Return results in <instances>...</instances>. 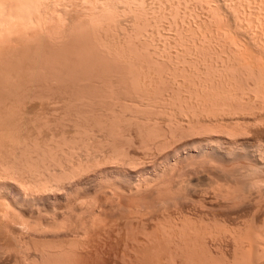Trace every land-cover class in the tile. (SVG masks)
<instances>
[{
  "label": "rangeland",
  "instance_id": "rangeland-1",
  "mask_svg": "<svg viewBox=\"0 0 264 264\" xmlns=\"http://www.w3.org/2000/svg\"><path fill=\"white\" fill-rule=\"evenodd\" d=\"M113 2L116 3H112L111 10H115L114 12L112 10L115 14H111L112 21L104 20L106 23L103 20L98 22L101 17L97 18L98 21H94L95 17L93 20L88 15L91 11L87 13L85 9L83 11L75 6L74 9L64 8L63 3L58 2V9L61 5L59 10H66L56 13L62 16L60 22L56 21L58 26H55L53 31L46 29V32L42 28L38 34L36 41L40 39V44L37 41L40 60L37 64L40 65H37L36 78L25 73L19 105L17 102L12 107L10 105V108L14 115L17 114L14 116L13 130H16L14 134L16 133L19 146L36 147L35 156L39 158L37 160L40 163V171L37 173V182L32 176L29 177L30 174L16 175L17 173L13 171L0 175V194H3L0 198L9 206H11L10 202H19L18 210L21 208L19 212L20 216L22 215L21 218L14 215L16 221L14 216L11 217L14 220L10 218L0 220V244H2L0 246L3 247L0 249L4 251L1 250L0 264H41L42 260L38 259V256L44 251L51 253L52 259L56 261L63 256L67 264H264L262 183L254 186L257 189L250 185L252 179L246 175L247 168L241 166L247 163L246 160L237 161L235 158L236 161H232L233 158L222 157L219 158L221 161H217L216 155L211 152L214 147L211 145L207 156L202 153L206 143L212 140L213 144L216 139L221 142L219 146L215 144L216 150H223L219 152L220 154L228 150L240 152L241 148L253 151L264 145V122L259 123L257 120L255 122V117L261 118L264 113L251 104L249 99L255 94L251 92L249 98L245 95L248 100H245V97L243 101H250L248 103L251 104L250 107H245V112L236 109L234 104L235 110L233 106L232 109L236 111L235 113L227 105L223 108L225 111H221L223 106L217 107L218 105L214 104L215 98H211L215 92L221 93L222 88L229 97L234 92L230 97L233 98L232 100L239 99L238 94L241 97V90H238L240 87L235 82H227V85L222 83L223 78H219L222 72L219 71H221L220 67L223 71L224 67L236 64L235 58L242 53L243 48L250 51L248 54V51L246 50L245 53L244 50L245 54L253 59L258 58L257 62L262 61L259 63L264 66V0H115ZM87 6L90 7V4ZM90 19L95 23H90ZM230 51L235 55L229 53ZM97 54L102 55L104 59L97 58ZM112 56L117 57L114 60ZM139 56L148 57V60ZM68 57L72 61L77 60L75 62L82 64L80 66H86V62L91 61L88 58L93 57L92 60L96 65L100 60L98 68L99 66L103 68L104 64L108 67L106 64L110 62L111 64L115 62V65L118 62L123 64L129 59L124 62L123 67L137 78L132 77L128 71L124 73L122 69L116 74H113L115 70L108 73L112 69L105 70V66L103 69L106 73L103 69H100V72H104L106 77L98 73L96 76L91 74L92 76L89 75L88 78L82 73V75L76 73L79 75L76 77L74 71L72 74L67 71L72 64V61L68 64ZM110 58L113 60L111 61ZM202 59L207 62H201ZM130 60L134 63L131 64ZM165 63L169 65V69ZM140 64L146 65L141 67ZM165 66L168 71L170 70L169 72ZM176 66L179 69L176 70ZM183 67L188 70L184 72ZM196 68L201 71H197ZM199 73L202 75L198 76ZM208 77L210 79H207ZM201 78L204 81H200ZM131 80L137 82L139 87L137 83L136 87H132L134 83ZM212 82H217L218 86L216 83L213 85ZM228 83L238 88L232 89L230 84L228 87ZM207 85L210 87L208 88ZM222 85H226L224 87L231 91H227ZM215 89L220 90L215 91ZM197 90L203 92L202 95L205 93L208 96L197 94ZM211 90L214 91L212 95ZM234 90L237 91L236 94ZM194 93L196 97H193ZM205 96L207 98L203 101ZM198 97L200 99H196ZM117 98L118 102H116ZM201 100L210 107L208 105L201 107L199 105ZM192 103H196L195 107L189 106H193ZM128 104L133 106L128 107ZM196 105L201 108H196ZM17 152H20L19 148ZM254 175L256 181L264 179L262 173ZM52 179H54L52 182L55 185L54 189L46 183ZM55 179L62 184L59 182V186H56ZM34 185L39 187L36 188ZM59 188L64 189L59 190ZM240 196H243L242 199H239ZM41 213L44 216H41ZM59 254L61 257L58 256Z\"/></svg>",
  "mask_w": 264,
  "mask_h": 264
},
{
  "label": "bare ground",
  "instance_id": "bare-ground-1",
  "mask_svg": "<svg viewBox=\"0 0 264 264\" xmlns=\"http://www.w3.org/2000/svg\"><path fill=\"white\" fill-rule=\"evenodd\" d=\"M63 1H65L64 3H63ZM113 1H115V0H0V175H3V174H5V173H12L13 171H14V173L16 174V175H18V173L19 174H21V175H28V174H30L29 175V177L30 176H32L34 179L33 180H38V177H37V173L40 171L39 169H40V163L38 162V160H39V158H38V160H37V158H36V156H35V154H37L36 153V147L35 146H33V147H31V146H25V147H22V145H21V147L19 146V141L17 140V138H16V133L14 134V132L16 131L15 129V131L13 130V128L15 127V123H14V116L15 115H17V114H15L14 115V113L12 112V110H11V108H10V105H11V107H12V105L14 104L15 105V103H17L18 102V104L17 105H19V99L21 98L20 96H21V94H22V91H23V79H24V76L26 75L25 73H27V75H32L33 76V78L35 77L36 78V76H35V72H37L38 71V69H37V63H38V60H40V59H38L39 58V54H40V49H38V45H37V41H38V44H40L39 42V40H37L36 41V39H38V34H39V32H40V30L43 28L44 30H45V32H46V29L47 30H49V31H53V28L56 26H58V24L56 25V21L58 20L59 22H60V19L62 18V16H59V14H56L57 12H59V11H62V10H59V9H61V5H60V8L58 9V2H60V3H63L62 4V7H67V8H69V9H71V7H73V9H74V6L75 7H80L83 11H84V9H85V11H87V13H90V11H91V13L90 14H88L89 16H91L92 18H93V20H94V17H95V20L94 21H98V19H99V17H101L100 19H99V21L98 22H101L100 20H107L108 22H110V21H112V20H110L111 19V14L115 11V10H113V12H112V10H111V8H113V5H112V3L114 4V3H116V2H113ZM101 2V3H100ZM100 3V4H99ZM58 4V5H57ZM88 4H90V7H88L87 5ZM92 4V5H91ZM93 6V7H92ZM114 8H115V6H114ZM87 9V10H86ZM65 10V9H64ZM64 10H63V12H64ZM89 11V12H88ZM65 12H66V10H65ZM69 13V12H68ZM113 14H115V13H113ZM98 16V17H97ZM114 16V15H113ZM61 17V18H60ZM91 17H89V18H91ZM219 17V16H218ZM88 18V19H89ZM98 18V19H97ZM104 18V19H103ZM113 18V17H112ZM110 20V21H109ZM220 21H221V19H219ZM63 21V20H62ZM89 21H91L90 23H92L93 21L90 19ZM102 21V22H103ZM104 21V22H105ZM216 21V20H215ZM98 22H96L98 25L100 24L101 25V23H98ZM103 22V23H104ZM107 22V23H108ZM219 22V21H218ZM217 22V23H218ZM93 23H95V22H93ZM106 23V22H105ZM94 25V24H93ZM97 25V26H98ZM59 26H60V24H59ZM96 26V27H97ZM83 27V26H82ZM82 27H81V29H82ZM58 29V28H57ZM83 30H84V28H83ZM49 31H47V33L48 34H50L49 33ZM85 32V31H84ZM88 32H89V30H88ZM92 32V31H91ZM51 33H54V32H51ZM79 33V32H78ZM86 33V32H85ZM93 33V32H92ZM41 34V33H40ZM45 34V33H44ZM77 34V33H76ZM81 34V33H80ZM83 34V33H82ZM94 34H95V32H94ZM39 36H41V35H39ZM44 36H46V35H44ZM50 36V35H49ZM74 36V35H73ZM89 36V35H88ZM232 36V35H231ZM230 36V37H231ZM83 37V36H82ZM70 38H72V37H70ZM81 38V37H80ZM91 38V37H90ZM92 38H94V37H92ZM96 38V37H95ZM73 39H75V38H73ZM78 39V38H77ZM97 39V38H96ZM233 39V38H232ZM51 40V39H50ZM84 40V39H83ZM91 40V39H90ZM236 40H237V38H236ZM73 41V40H72ZM86 41V40H85ZM89 41V40H88ZM235 41V40H234ZM44 42V41H43ZM46 42V41H45ZM75 43H76V41H74ZM73 42V43H74ZM79 42H80V40H79ZM95 42H97V41H95ZM236 42V41H235ZM240 42H242V40L240 41ZM64 43V42H63ZM78 43V42H77ZM83 43L85 44V42L83 41ZM88 43V42H87ZM230 43V42H229ZM245 43V42H244ZM81 44V43H80ZM96 44V43H95ZM232 44V43H231ZM236 44H238L237 42H236ZM51 45V44H50ZM71 45V44H70ZM70 45H69V47H70ZM88 45V44H87ZM241 45V44H240ZM264 45V44H263ZM61 46V45H60ZM63 46H65V45H63ZM81 46V45H80ZM98 46V45H97ZM229 46V45H228ZM231 46V45H230ZM235 46H237V45H235ZM243 46V45H242ZM242 46H241V49H242ZM245 46V45H244ZM257 46V45H256ZM66 47V46H65ZM84 47V46H83ZM232 47V46H231ZM238 47H239V45H238ZM262 47V46H261ZM45 48V47H44ZM47 48V47H46ZM50 48V47H49ZM63 48V47H62ZM74 48V47H73ZM81 48V47H80ZM91 48V47H90ZM95 48V47H94ZM234 48V47H233ZM233 48L231 49V51L233 50ZM236 48V47H235ZM246 48H247V46H246ZM41 49H42V47H41ZM82 49V48H81ZM241 49H239V50H241ZM59 50V49H58ZM67 50V49H66ZM71 50V49H70ZM79 50V49H78ZM95 50V49H94ZM102 50V49H101ZM214 50V49H213ZM237 50V49H236ZM238 50V51H239ZM245 50V51H244ZM246 50L247 49H245V48H243V51L245 52V53H247L246 52ZM249 50V49H248ZM247 50V51H248ZM50 51H51V49H50ZM55 51V50H54ZM62 51V50H61ZM82 51V50H81ZM93 51V50H92ZM98 51V50H97ZM135 51V50H134ZM138 53H139V51L138 50H136ZM141 51V50H140ZM144 51H145V53H146V50L144 49ZM231 51L229 52V53H231ZM242 51V53L241 54H239L238 56H237V58H235L236 60H235V63L236 64H234V65H232L231 64V62H230V66L228 65V66H226V67H224L223 69V71H222V69H221V67H220V70L221 71H219V73H221V74H223L222 76H220L219 75V78H223V81H221L222 83H226V85H227V82H235V84H237L238 85V87H240V88H238L237 86H235L234 85V87H235V89H237L238 88V90L240 89L241 90V97H240V95L238 94V96H239V99H237L236 97V99H234V100H232L233 98H230L231 97V95L232 94H234V92L231 94V93H229V95H230V97L229 96H227L226 95V93L224 92L225 90H222L223 88L222 87H224V86H226V85H222V89H221V93H220V91H218V90H220V89H218V90H216L217 89V87H216V89H215V91H218V93L216 94V92H215V94H213V96L211 97V98H215V100H214V104L217 106V107H221V106H223L222 107V110L221 111H225V110H223V108L227 105V107H229V108H231L232 109V106L235 104V108L236 109H239V111L241 110V112L242 111H244V109H245V107L247 106V107H250V105L251 104H253L254 106H256V107H258L259 108V111H262L263 113H264V66H262L259 62H262V61H259V62H257V59H253V57H250V56H248V54L250 53V51H248V54H245L244 52ZM42 52V51H41ZM63 52V51H62ZM64 52H66V51H64ZM86 52V51H85ZM95 52V51H94ZM101 52V51H100ZM206 52V51H205ZM241 52V51H240ZM240 52H238V53H240ZM253 51H251V53H252ZM48 53H50L49 51H48ZM55 53V52H54ZM60 53V52H59ZM77 53V52H76ZM80 53V52H79ZM141 53V52H140ZM139 53V54H140ZM144 53V52H143ZM147 53H149L148 51H147ZM224 53V52H223ZM234 53V52H233ZM233 53H231V54H233ZM235 53H237V52H235ZM254 53H255V51H254ZM42 54H45L44 53V51L42 52ZM53 54V53H52ZM62 54H64V53H62ZM67 54V53H66ZM69 54H71V53H69ZM81 54V53H80ZM85 54V53H84ZM90 54V53H89ZM103 54V53H102ZM114 54V53H113ZM46 55V54H45ZM44 55V56H45ZM50 55V54H49ZM54 55V54H53ZM108 55H110V52H109V54ZM116 55V54H115ZM121 55V54H120ZM233 55H235V54H233ZM56 56V55H55ZM58 56V55H57ZM74 56V55H73ZM73 56H72V58H73ZM87 56V55H86ZM89 56V55H88ZM87 56V57H88ZM93 56V55H92ZM96 56V55H95ZM97 56H98V54H97ZM105 56H107V55H104V57ZM122 56V55H121ZM142 56V55H141ZM144 56V55H143ZM230 56V55H229ZM229 56H227L228 57V59H229ZM49 57V56H48ZM63 57V56H62ZM61 57V59H63ZM86 57V58H87ZM99 57H102V55L100 56H98L97 58H99ZM114 56H112V58H113ZM117 56H115L114 57V60H115V58H116ZM124 57V56H123ZM135 57H138V56H135ZM140 57V56H139ZM218 57V56H217ZM231 57V56H230ZM53 58V57H52ZM51 58V59H52ZM69 59L67 60L68 61V64L72 61L71 59H70V57H68ZM81 58H83V57H81ZM93 58V57H92ZM92 58H88V59H91V61L89 60V62H86V66H80V65H82V64H80L79 62H78V64L75 62V61H77V60H75L74 59V61H72L71 63L73 64H71V68H68V70L67 71H70V73L72 74V72L73 73H77V74H83L84 76H87V78H88V76L90 75V76H92V75H95L96 76V73H98V74H101L102 76L104 75V72H105V70L106 69H108V70H111V71H108V73L109 72H112L113 70H115V71H113V74L115 73L116 74V72L120 69H122L121 71H124V73H126L125 71H128V69H126V68H124L123 66V64H124V62L125 61H128V60H123L124 62H123V64L122 63H120L119 64V62L118 63H116V65L112 62V64H111V62H110V64H106V65H108V67H106L105 66V64H104V66H105V68H104V66L102 65V67L105 69H103V68H100L101 66H99V68L97 67L98 66V64H100L99 62H100V60L98 61L96 58V60L98 61V64L96 65L94 62H93V60H94V58H93V60H92ZM119 58V57H118ZM117 58V59H118ZM125 58V57H124ZM129 58V57H128ZM140 58H143V57H140ZM145 58V57H144ZM143 58V59H144ZM150 58V57H149ZM222 58V57H221ZM50 59V58H49ZM67 59V58H66ZM78 59V58H77ZM79 59H80V57H79ZM84 59V58H83ZM88 59H87V61H88ZM102 59H104L103 57L101 58V60ZM106 59V58H105ZM131 59V58H130ZM137 59V58H136ZM142 59V60H143ZM148 60V57L147 58H145V60ZM203 59H205V58H203ZM203 59L201 60V62L203 61ZM211 59H213V58H211ZM211 59H209V60H211ZM227 59V58H226ZM231 59V58H230ZM81 60V59H80ZM108 60H109V58H108ZM110 60H111V58H110ZM113 60V59H112ZM111 60V61H112ZM139 60V59H138ZM141 60V59H140ZM208 60V59H207ZM223 60V59H222ZM232 60H233V58H232ZM56 61V60H55ZM58 61H60V60H58ZM66 61V60H65ZM83 61H86L85 59L83 60ZM82 61V62H83ZM107 61V60H106ZM106 61H105V63H106ZM116 61H118V60H116ZM120 61H121V58H120ZM135 61V60H134ZM164 61V60H163ZM213 61H215V60H213ZM212 61V62H213ZM226 61V60H225ZM231 61V60H230ZM47 62V61H46ZM50 62V61H49ZM144 62V61H143ZM160 62V61H159ZM194 62H197V61H194ZM207 61L205 60V62L203 61V63H206ZM210 62V61H209ZM208 62V63H209ZM226 62H228V60L226 61ZM226 62H224L225 64H226ZM104 63V62H103ZM127 63H129V62H127ZM130 63H131V60H130ZM132 63H134L133 61H132ZM131 63V64H132ZM135 63H137L136 61H135ZM141 63V62H140ZM149 63H151L150 61H149ZM148 63V64H149ZM153 63V62H152ZM155 63H158V62H155ZM161 63V62H160ZM190 63H193V62H190ZM216 63H217V60H216ZM218 63H220L219 62V60H218ZM229 63V62H228ZM47 64V63H46ZM51 64H53L52 62H51ZM55 64V63H54ZM139 64V63H138ZM138 64H135V65H138ZM170 64V63H169ZM189 64V63H188ZM197 64V63H196ZM198 64H200V63H198ZM197 64V65H198ZM210 64H212V63H210ZM40 65V64H39ZM38 65V66H39ZM64 65V64H63ZM85 65V64H84ZM119 65H121V66H119ZM126 65V64H125ZM141 65V67H142V65H146V64H140ZM151 65V64H150ZM163 65V64H162ZM165 65H166V63H165ZM168 65V64H167ZM166 65V66H167ZM174 65V64H173ZM194 65V64H193ZM203 65V64H202ZM220 65H222L221 63H220ZM48 66V65H47ZM55 66V65H54ZM65 66V65H64ZM63 66V67H64ZM127 66V65H126ZM131 66V65H130ZM129 65H128V67H130ZM133 66V65H132ZM153 66V65H152ZM165 66V67H166ZM172 66V65H171ZM175 66V65H174ZM186 66H188V65H186ZM190 66H191V64H190ZM208 66H209V64H208ZM214 66H215V64H214ZM219 66V65H218ZM217 66V67H218ZM223 66V65H222ZM49 67V66H48ZM53 67V66H52ZM61 67V66H60ZM70 67V66H69ZM85 67V68H84ZM127 67V68H128ZM134 67V66H133ZM137 67V66H136ZM140 67V66H139ZM140 67V68H141ZM147 67V66H146ZM156 67H158V65L156 66ZM161 67V66H160ZM168 67V69H169V65L167 66ZM167 67H166V69H167ZM177 67V66H176ZM192 67V66H191ZM197 68H198V66H196ZM199 67H200V65H199ZM202 67V66H201ZM204 67H205V65H204ZM216 67V68H217ZM84 68V69H83ZM138 68V67H137ZM148 68H149V66H148ZM153 68H155L154 66H153ZM172 68V67H171ZM174 69H175V67H173ZM186 68V67H185ZM184 67H183V70H184V72H185V70L187 71L188 69H185ZM196 68V69H197ZM206 68V67H205ZM208 68V67H207ZM36 69H37V71H36ZM66 69V68H65ZM100 69H103V73L102 72H100ZM131 68H129V70H130ZM134 69V68H133ZM141 69H143V68H141ZM140 69V70H141ZM160 69H163V68H160ZM168 69H167V71H168ZM177 69H179L178 67L176 68V70ZM198 69H201V68H198ZM197 69V71H201V70H198ZM203 69V68H202ZM213 69V68H212ZM62 70V69H61ZM176 70H175V72L174 73H176ZM189 70H190V68H189ZM194 70V69H193ZM210 70H211V68H210ZM51 71V70H50ZM63 71V70H62ZM120 71V72H121ZM132 71V70H131ZM139 71V70H138ZM158 71V70H157ZM161 71V70H160ZM166 71V70H165ZM166 71V72H167ZM170 71V70H169ZM168 71V72H169ZM172 71V70H171ZM181 71V70H180ZM203 71H204V69H203ZM214 72H215V70H213ZM119 72V71H118ZM117 72V73H118ZM128 72H130V71H128ZM137 72V71H136ZM136 72H135V74H136ZM156 72V71H155ZM165 72V73H166ZM206 72V71H205ZM211 72V71H210ZM213 72V73H214ZM60 73V72H59ZM64 73V72H63ZM69 73V72H68ZM106 73V72H105ZM123 73V72H122ZM123 73V74H124ZM139 73V72H138ZM160 73V72H159ZM163 73H164V71H163ZM172 73V72H171ZM192 73H194V72H192ZM191 73V74H192ZM203 73V72H202ZM202 73H201V75H202ZM208 73V72H207ZM207 73H205V74H207ZM217 73V72H216ZM75 74H73V75H75ZM76 74V75H77ZM81 74V75H82ZM92 74V75H91ZM121 74V73H120ZM119 74V75H120ZM122 74V75H123ZM130 74H131V72H130ZM161 74V73H160ZM188 74V73H187ZM197 74V73H196ZM212 74V73H211ZM29 75V76H30ZM42 75V74H41ZM66 75V74H65ZM75 75V76H76ZM79 75H77L76 77H78ZM122 75H121V77H122ZM126 75V74H125ZM124 75V77H126ZM133 75V73L131 74V76ZM139 75H141L140 73H139ZM163 75V74H162ZM161 75V76H162ZM166 75H168V73L166 74ZM165 75V76H166ZM169 75H170V73H169ZM172 75V74H171ZM194 75V74H193ZM193 75H191V76H193ZM200 75V73H199V75L198 76H201ZM215 75V74H214ZM218 75V74H217ZM28 76V77H29ZM45 76V75H44ZM60 76V75H59ZM105 76V75H104ZM107 76V75H106ZM105 76V77H106ZM115 76H117V75H115ZM129 76V75H128ZM174 76H176V75H174ZM203 76H205V75H203ZM209 76V75H208ZM216 76V75H215ZM70 77V76H69ZM99 77V76H98ZM110 77V76H109ZM112 77V76H111ZM130 77V76H129ZM132 77H135V78H137L136 77V75L135 76H132ZM171 77V76H170ZM187 77H189V76H187ZM194 77V76H193ZM196 77V76H195ZM207 77V76H206ZM206 77H203V78H206ZM210 77V76H209ZM207 78V79H210V78ZM212 77V76H211ZM214 77V76H213ZM225 77V78H224ZM30 78V77H29ZM29 78H27V80L29 79ZM32 78V79H33ZM63 78V77H62ZM113 78H114V76H113ZM128 78V77H127ZM126 78V79H127ZM158 78H160V77H158ZM169 78V77H168ZM197 78H199V77H197ZM217 78V77H216ZM215 78V79H216ZM77 79V78H76ZM93 79V78H92ZM104 79V78H103ZM118 79H119V77H118ZM121 79H124V78H121ZM131 79V78H130ZM163 79V78H162ZM196 79V78H195ZM214 79V80H215ZM224 79H226L225 80V82H224ZM31 80V79H30ZM39 80V79H38ZM57 80V79H56ZM72 80V79H71ZM107 80V79H106ZM112 80V79H111ZM133 80H135L136 81V79H133ZM133 80H131L132 82H133ZM165 80V79H164ZM201 80H203L204 81V79H200V81ZM206 80V79H205ZM213 79L211 78V81H212ZM35 81V80H34ZM42 81V80H41ZM49 81H50V79H49ZM60 81V80H59ZM86 81H89V80H86ZM101 81H103V80H101ZM115 81V80H114ZM114 81H112V82H114ZM126 81V80H125ZM127 81H128V79H127ZM130 81V82H131ZM135 81L132 83L133 85H131L132 87L133 86H135V84L137 83H135ZM158 81V80H157ZM168 81V80H167ZM187 81V80H186ZM195 81V80H194ZM194 81H192V82H194ZM199 81V80H198ZM202 81V82H203ZM209 81V80H208ZM217 81V80H216ZM28 82V81H27ZM70 82H72V81H70ZM69 82V83H70ZM76 82V81H75ZM93 82V81H92ZM91 82V83H92ZM96 82V81H95ZM100 82V81H99ZM99 82H97V83H99ZM120 82H121V80H120ZM124 82V81H123ZM164 82H166V81H164ZM170 82H171V80H170ZM201 82V83H202ZM210 82V81H209ZM217 82H219V83H221L220 81H217ZM217 82H215L216 84H217ZM26 83V82H25ZM53 83V82H52ZM55 83V82H54ZM53 83V84H54ZM62 83V82H61ZM68 83V82H67ZM66 83V84H67ZM84 83H86V82H84ZM83 83V84H84ZM103 83H104V81H103ZM102 83V84H103ZM116 83V82H115ZM130 83V84H131ZM190 83H191V81H190ZM198 83V82H197ZM196 83V84H197ZM211 83V82H210ZM213 83V82H212ZM215 83H213V85L215 84ZM232 83L230 84V83H228V87H229V84H230V88H234L233 86H231L232 85ZM82 84V85H83ZM87 84V83H86ZM112 84V83H111ZM111 84H110V86H111ZM128 84V83H127ZM140 84V83H139ZM170 84V83H169ZM194 84V83H193ZM25 85V84H24ZM71 85V84H70ZM74 85V84H73ZM75 85H76V83H75ZM79 85H81V84H79ZM81 85V86H82ZM94 85V84H93ZM99 85H101V83L99 84ZM115 85V84H114ZM125 85V84H124ZM123 85V86H124ZM161 85V84H160ZM165 85V84H164ZM167 85V84H166ZM200 85V84H199ZM202 86H203V83L201 84ZM204 85H206V84H204ZM220 85V84H219ZM86 86V85H85ZM108 86V85H107ZM109 86V87H110ZM116 86H117V84H116ZM116 86H114L115 88H116ZM120 86V85H119ZM122 86V87H123ZM129 86V85H128ZM137 86L139 87V85H138V83H137ZM208 86V85H207ZM216 86H218V84L216 85ZM221 86V85H220ZM219 86V87H220ZM78 87V86H77ZM98 87V86H97ZM112 87V86H111ZM136 87V86H135ZM138 87H137V89H138ZM171 87V86H170ZM169 87V88H170ZM199 87V86H198ZM210 86H208V88H209ZM215 86H213V88H214ZM218 87V88H219ZM74 88V87H73ZM99 88V87H98ZM191 88V87H190ZM196 88V87H195ZM207 88V87H206ZM206 88H204V89H206ZM224 88H226V87H224ZM78 89V88H77ZM94 89H95V87H94ZM100 89H101V87H100ZM112 89H114V88H112ZM118 89V88H117ZM183 89V88H182ZM185 89V88H184ZM188 89V88H187ZM194 89V88H193ZM203 89V88H202ZM201 89V90H202ZM203 89V90H204ZM212 89V88H211ZM227 89V88H226ZM29 90V89H28ZM79 90V89H78ZM92 90V89H91ZM90 90V91H91ZM98 90V89H97ZM130 90V89H129ZM133 90V89H132ZM157 90V89H156ZM155 90V91H156ZM161 90V89H160ZM167 90V89H166ZM173 90V89H172ZM192 90V89H191ZM191 90L189 91V92H191ZM208 90V89H207ZM210 90V89H209ZM77 91V90H76ZM96 91V90H95ZM118 91V90H117ZM120 91V90H119ZM135 92H136V90H134ZM138 91V90H137ZM142 91V90H141ZM158 91V90H157ZM162 91V90H161ZM164 91V90H163ZM182 91V90H181ZM198 91V90H197ZM227 91H231V89H227ZM235 91V94H236V90H234ZM88 92V91H87ZM108 92V91H107ZM110 92H113V91H110ZM160 92V91H159ZM169 92V91H168ZM168 92H166V93H168ZM205 92V91H204ZM208 92V91H207ZM206 92V93H207ZM210 92V91H209ZM214 92V91H213ZM212 90H211V95H212ZM253 93V94H255L254 96H252V97H250L249 98V94L250 93ZM28 93V92H27ZM92 93V92H91ZM94 93V92H93ZM98 93H100V92H98ZM105 93V92H104ZM114 93H115V91H114ZM125 93V92H124ZM128 93V92H127ZM139 94H140V92H138ZM148 93V92H147ZM153 93H154V91H153ZM152 93V94H153ZM172 93V92H171ZM175 93V92H174ZM177 93V92H176ZM182 93V92H181ZM180 93V94H181ZM198 93H200L199 91L197 92V94ZM203 93V92H202ZM202 93H200L201 95H202ZM223 93H225V94H223ZM239 93V92H238ZM75 94H76V92H75ZM78 94V93H77ZM119 94V93H118ZM134 94V93H133ZM137 94V93H136ZM159 94V93H158ZM178 95L177 94V96H181V95ZM183 94V93H182ZM187 94V93H186ZM190 94V93H189ZM195 94V93H194ZM193 94V97H196V94L194 95ZM199 94V95H200ZM205 94V93H204ZM204 94L202 95L203 97H204ZM223 94V95H222ZM109 95V94H108ZM117 95V94H116ZM130 95V94H129ZM142 95V94H141ZM140 95V96H141ZM156 95V94H155ZM168 95V94H167ZM173 95V94H172ZM192 95V94H191ZM198 95V96H199ZM206 96H208V94H205ZM245 95H247L248 96V98L249 99H251L250 101H251V104H249L248 102H250V101H247V102H245V101H243L244 100V98H245V100H248L247 99V96H245ZM252 95V94H251ZM77 96V95H76ZM84 96V95H83ZM114 96V95H113ZM119 96H121V94L119 95ZM131 96V95H130ZM143 96V95H142ZM146 96V95H145ZM144 96V97H145ZM159 96V95H158ZM157 96V97H158ZM161 96V95H160ZM177 96H175V97H177ZM201 96V97H202ZM205 96V98H201L203 101H205L204 99H206L207 97ZM210 96V95H209ZM234 96V95H233ZM88 97V96H87ZM95 97V96H94ZM93 97V98H94ZM98 97V96H97ZM150 97V96H149ZM153 97V96H152ZM24 98V97H23ZM79 98V97H78ZM92 98V99H93ZM101 98V97H100ZM106 98H107V96H106ZM120 98V97H119ZM125 98V97H124ZM133 98H134V96H133ZM148 98V97H147ZM164 98V100H165V96L163 97ZM162 98V99H163ZM167 98V97H166ZM180 98V97H179ZM182 98V97H181ZM185 98V97H184ZM183 98V99H184ZM189 98V97H188ZM210 98V99H211ZM83 99V98H82ZM88 99V98H87ZM127 99V98H126ZM130 99H132V98H130ZM129 99V100H130ZM134 99H136V98H134ZM143 99V98H142ZM154 99H155V96H154ZM158 99H159V97H158ZM175 99V98H174ZM193 99V98H192ZM196 99H200L199 97L198 98H196ZM231 99V100H230ZM79 100H81V99H79ZM83 100H85V99H83ZM99 100V99H98ZM124 100V99H123ZM138 100H139V97H138ZM146 100V99H145ZM149 100V99H148ZM167 100V99H166ZM169 100H170V98H169ZM177 100V99H176ZM187 100V99H186ZM200 101V104L199 105H201V107H202V105H208L207 103H205L204 104V102L203 101ZM212 100V99H211ZM132 101V100H131ZM134 101V100H133ZM137 101V100H136ZM152 101H153V99H152ZM151 101V102H152ZM157 101V100H156ZM175 101V100H174ZM181 101V100H180ZM190 101V100H189ZM189 101H188V104H189ZM194 101H195V98H194ZM197 102L199 101V100H196ZM208 101H210L209 99H208ZM207 101V102H208ZM80 102V101H79ZM88 102V101H87ZM116 102H118V98H117V101ZM178 102V101H177ZM176 102V103H177ZM192 102H193V100H192ZM196 102V103H197ZM210 102H212V101H210ZM100 103V102H99ZM134 103H136V102H134ZM160 103V102H159ZM170 103V102H169ZM184 103V102H183ZM183 103H181V104H183ZM195 103V104H196ZM209 103V102H208ZM213 103V102H212ZM246 103V104H245ZM247 103L249 104V106L247 105ZM83 104V103H82ZM101 104V103H100ZM131 104V103H130ZM130 104H128L129 106L128 107H132V106H130ZM140 104V103H139ZM142 104V103H141ZM152 104H155V103H152ZM163 104H164V101H163ZM193 104V103H192ZM195 104H193V106L192 105H189L190 107H195L194 105ZM210 104V103H209ZM87 105V104H86ZM98 105V104H97ZM125 105V104H124ZM167 105V104H166ZM173 105H174V103H173ZM172 105V106H173ZM199 105H198V107H197V105H196V108H201V107H199ZM82 106V105H81ZM100 106V105H99ZM122 106V105H121ZM126 106V105H125ZM140 106V105H139ZM148 106V105H147ZM156 106V105H155ZM158 106V105H157ZM160 106V105H159ZM162 106V105H161ZM209 106V105H208ZM253 106V107H254ZM94 107H95V105H94ZM123 107V106H122ZM128 107H126V108H128ZM150 107V106H149ZM165 107V106H164ZM163 107V108H164ZM179 107V106H178ZM183 107V106H182ZM186 107H188V106H186ZM189 107V108H190ZM205 108H206V106H204ZM210 107V106H209ZM212 107H214V106H212ZM212 107L210 108L211 110H212ZM252 107V106H251ZM16 108V107H15ZM18 108V107H17ZM79 108V107H78ZM87 107H85V109H86ZM102 108V107H101ZM115 108H117V107H115ZM147 108V107H146ZM159 108V107H158ZM168 108V107H167ZM174 108V107H173ZM203 109L204 111L208 108H206V109ZM258 108H257V112H258ZM113 109V108H112ZM144 109V108H143ZM156 109V108H155ZM178 109V108H177ZM185 109V108H184ZM191 109V108H190ZM193 109V108H192ZM219 109V108H218ZM233 109H234V106H233ZM232 109V110H233ZM247 109V108H246ZM251 109V108H250ZM17 110V109H16ZM93 110V109H92ZM106 110V109H105ZM114 110V109H113ZM123 110V109H122ZM132 110V109H131ZM154 110V109H153ZM168 110V109H167ZM186 110V109H185ZM184 110V111H185ZM195 110V109H194ZM194 110H192L194 113H197V112H195ZM198 110V109H197ZM214 110V109H213ZM217 110V109H216ZM235 110V109H234ZM232 111V112H236V111ZM96 111V110H95ZM115 111V110H114ZM133 111V110H132ZM136 111H137V109H136ZM138 111H139V108H138ZM144 111V110H143ZM147 111V110H146ZM150 111V110H149ZM156 111V110H155ZM158 111V110H157ZM169 111V110H168ZM171 111V110H170ZM174 111V110H173ZM208 111V110H207ZM206 111V112H207ZM215 111V110H214ZM229 111H231V110H229ZM247 111V110H246ZM252 111H254V109L252 108ZM14 112L16 113V111H15V109H14ZM110 112H113V111H110ZM122 112V111H121ZM125 112V111H124ZM127 112V111H126ZM134 112V111H133ZM141 112V111H140ZM151 112V111H150ZM164 112V111H163ZM172 112V111H171ZM179 112V111H178ZM180 112H181V110H180ZM187 112V111H186ZM209 112V111H208ZM216 112V111H215ZM220 111H218V113H219ZM227 112V111H226ZM238 112V111H237ZM245 112V111H244ZM243 112V113H244ZM82 113V112H81ZM84 113V112H83ZM82 113V114H83ZM107 113H108V111H107ZM106 113V114H107ZM131 113V112H130ZM159 113H160V111H159ZM166 113H168V112H166ZM177 113V112H176ZM214 113V112H213ZM222 113V112H221ZM229 113V112H228ZM239 113V112H238ZM255 113V112H254ZM260 113V112H259ZM258 113V114H259ZM85 114V113H84ZM94 114V113H93ZM113 114V113H112ZM121 114V113H120ZM143 114V113H142ZM152 114V113H151ZM158 114V113H157ZM169 114V113H168ZM181 114V113H180ZM201 114V113H200ZM202 114H204L203 112H202ZM86 115V114H85ZM91 115V114H90ZM95 115V114H94ZM105 115V114H104ZM122 115V114H121ZM124 115V114H123ZM132 115V114H131ZM134 115V114H133ZM155 115V114H154ZM166 115V114H165ZM188 115H189V113H188ZM187 115V116H188ZM206 115V114H205ZM211 115V114H210ZM212 115H214V114H212ZM216 115H218V114H216ZM215 115V116H216ZM223 115H224V113H223ZM226 115V114H225ZM233 115V114H232ZM235 115V114H234ZM252 115V114H251ZM255 115V114H254ZM262 115V114H261ZM93 116V115H92ZM118 116V115H117ZM140 116H141V113H140ZM146 116V115H145ZM163 116V115H162ZM168 116V115H167ZM166 116V117H167ZM171 116H172V113H171ZM178 116V115H177ZM185 116H186V114H185ZM194 116H195V114H194ZM193 116V117H194ZM196 116H197V114H196ZM219 116V115H218ZM217 116V118H219ZM246 116V115H245ZM257 116V115H256ZM263 117H261V118H258V117H255V122H256V120H257V122L259 121V123H260V121H263L264 122V114L262 115ZM82 117V116H81ZM105 117V116H104ZM154 117V116H153ZM165 117V116H164ZM179 117V116H178ZM211 117V116H210ZM224 117V116H223ZM230 117H232V116H230ZM236 117V116H235ZM238 117V116H237ZM251 117V116H250ZM88 118V117H87ZM91 118V117H90ZM103 118V117H102ZM158 118V117H157ZM173 118V117H172ZM180 118H182V117H180ZM184 118V117H183ZM188 118V117H187ZM186 118V119H187ZM195 118V117H194ZM222 118V117H221ZM85 119V118H84ZM83 119V120H84ZM117 119H118V117H117ZM121 119H122V117H121ZM126 119V118H125ZM124 119V120H125ZM169 120H170V118H168ZM185 119V120H186ZM214 119H216V118H214ZM254 119V118H253ZM252 119V120H253ZM87 120V119H86ZM94 120V119H93ZM100 120V119H99ZM101 120H103V119H101ZM112 120H113V118H112ZM116 120V119H115ZM196 120H198V119H196ZM201 120V119H200ZM219 120V119H218ZM117 121H119V120H117ZM179 121V120H178ZM190 121H192V119H190ZM95 122V121H94ZM107 122H108V120H107ZM120 122V121H119ZM142 122V121H141ZM141 122H140V124H141ZM149 122V121H148ZM174 122V121H173ZM181 122V121H180ZM183 122V121H182ZM181 122V123H182ZM192 122H194V120L192 121ZM191 122V123H192ZM207 122V121H206ZM212 122H214V121H212ZM215 122H217V121H215ZM220 122V121H219ZM232 122V121H231ZM248 122H249V120H248ZM86 123V125H87V122H85ZM84 123V124H85ZM103 123V122H102ZM117 123V122H116ZM170 123V122H169ZM178 123V122H177ZM202 123V122H201ZM221 123V122H220ZM222 123H223V121H222ZM230 123V122H229ZM242 123V122H241ZM252 123H254V120H253V122ZM108 124V123H107ZM115 124V123H114ZM139 124V123H138ZM143 124V123H142ZM147 124V123H146ZM155 124V123H154ZM158 124V123H157ZM196 124H197V122H196ZM204 124V123H203ZM214 124H216V123H214ZM227 124V123H226ZM258 124V123H257ZM111 125V124H110ZM116 125V124H115ZM136 125V124H135ZM180 125V124H179ZM191 125V124H190ZM189 125V126H190ZM251 125V124H250ZM258 125H260V124H258ZM113 126V125H112ZM147 126V125H146ZM145 126V127H146ZM163 126V125H162ZM182 126H184V125H182ZM186 126H187V124H186ZM194 126H195V124H194ZM204 126V125H203ZM242 126H243V124H242ZM254 126V125H253ZM111 127V126H110ZM144 127V128H145ZM150 127V126H149ZM185 127V126H184ZM197 127V126H196ZM195 127V128H196ZM209 127V126H208ZM216 127H217V125H216ZM231 127V126H230ZM250 127V126H249ZM252 127V126H251ZM262 127V126H261ZM113 128V127H112ZM179 128V127H178ZM214 128V127H213ZM234 128V127H233ZM260 128V127H259ZM143 129V128H142ZM151 129H152V127H151ZM263 129V128H262ZM18 130V129H17ZM149 130V133L151 132L150 131V129H148ZM202 130V129H201ZM225 130V129H224ZM140 131V130H139ZM195 131V130H194ZM197 131V130H196ZM214 131V130H213ZM227 131V130H226ZM234 131V130H233ZM173 132V131H172ZM185 132V131H184ZM212 132V131H211ZM224 132V131H223ZM235 132V131H234ZM140 133V132H139ZM145 133H146V131H145ZM147 133H148V131H147ZM188 133V132H187ZM199 133V132H198ZM204 133H206L205 131H204ZM218 133V132H217ZM230 133V132H229ZM246 133V132H245ZM244 133V134H245ZM214 134V133H213ZM239 134V133H238ZM237 134V135H238ZM243 134V133H242ZM154 135V134H153ZM160 135V134H159ZM159 135H157V137L159 136ZM168 135V134H167ZM171 135H173V134H171ZM176 135V134H175ZM197 135V134H196ZM201 135V134H200ZM204 135V134H203ZM209 135V134H208ZM234 135V134H233ZM17 136H19V135H17ZM152 136V135H151ZM161 136V135H160ZM148 138H149V136H147ZM172 137V136H171ZM233 137V136H232ZM141 138V137H140ZM152 138H153V136H152ZM160 138V137H159ZM180 138V137H179ZM150 139V138H149ZM147 140V139H146ZM148 141V140H147ZM209 141V140H208ZM202 142V141H201ZM211 142H212V140H211ZM206 143V147L204 148V150L202 149V147H200L203 151H202V153L203 154H205L206 156H207V153L209 152V150L208 149H210L211 148V146L214 148H212V151L211 152H213V154L214 155H216V159H217V161L219 160V161H221L219 158H221L222 159V157H223V159L224 158H233L232 159V161H236V159H237V161H238V159H243V160H246L247 161V163L246 164H242L241 166H244L243 168H247V171H246V175L247 176H250V179H252L251 180V182H252V184L250 183V185L251 186H257V184L259 185L260 183H262V188H264L263 186H264V179L263 178H261V179H257V178H259V177H257L256 179L258 180V181H256L255 180V175L254 174H258V173H262V174H264V145H260V146H258V147H260V148H258L257 150H249V149H246V148H241V150H239L240 152H238V151H235V150H228L227 152H223L224 154H220L219 152H221V151H223V150H221V151H219V150H216L215 149V144L216 145H218L219 146V144L221 143V142H219V141H217V139L216 140H214L213 142H215V143ZM211 145V146H210ZM221 145V144H220ZM23 146H24V144H23ZM205 146V145H204ZM223 146V145H222ZM19 148V151L20 152H17V150H18V148ZM193 147H195V146H193ZM189 148V147H188ZM190 148H191V145H190ZM197 148V147H196ZM195 148V149H196ZM218 148V147H217ZM222 148V147H221ZM193 149V148H192ZM199 149V148H198ZM235 149V148H234ZM239 149V148H238ZM225 150V149H224ZM177 151V150H176ZM199 151V150H198ZM200 152V151H199ZM210 152V153H211ZM50 154V153H49ZM209 154V153H208ZM45 155H47L46 153H45ZM44 155V156H45ZM189 155V154H188ZM204 155V156H205ZM224 155H225V157H224ZM41 156H43V155H41ZM48 156H51V155H48ZM194 156V155H193ZM186 157H187V154H186ZM199 157V156H198ZM215 157V156H214ZM213 157V158H214ZM184 158H185V156H184ZM193 158V157H192ZM197 158V157H196ZM210 158H212V157H210ZM236 158V159H235ZM44 159H45V157H44ZM46 159H48V158H46ZM49 159H51L50 157H49ZM48 159V160H49ZM179 159H181V158H179ZM186 159V158H185ZM209 159V158H208ZM215 159V160H216ZM235 159V160H234ZM202 160V159H201ZM214 160V159H213ZM214 160V161H215ZM228 160V159H227ZM41 161V160H40ZM44 161V160H43ZM43 161H41V162H43ZM192 161V160H191ZM216 161V162H217ZM226 161V159L224 160V162ZM229 161V160H228ZM230 161H231V159H230ZM229 161V162H230ZM204 162V161H203ZM223 162V163H224ZM228 162V163H229ZM227 163V162H226ZM183 164V163H182ZM206 164V163H205ZM225 164V163H224ZM237 164V163H236ZM238 165V164H237ZM190 166H192V165H190ZM240 166V165H239ZM41 167H42V165H41ZM216 167V166H215ZM239 167H237V169H238ZM233 169V168H232ZM20 175V176H21ZM223 175V174H222ZM241 175H242V173H241ZM245 175V174H244ZM254 175V176H253ZM53 176V175H52ZM52 176H50L51 178H52ZM243 176V175H242ZM246 176V177H247ZM251 176H253L254 177V180L256 181H254L253 180V177L251 178ZM264 176V175H263ZM1 177V176H0ZM3 177V176H2ZM31 177V178H32ZM54 177V176H53ZM61 177V176H60ZM50 178V179H51ZM18 179H19V177H18ZM248 179V178H247ZM247 179H245V180H247ZM20 180H21V178H20ZM54 179H52V180H50L49 182L47 181L46 183L49 185V186H51V188H53L54 189V184L52 183V182H54L53 181ZM60 180H61V178H60ZM40 181V180H39ZM62 181V180H61ZM249 181V180H248ZM247 181V182H248ZM37 182V181H36ZM59 182L60 181H56V179H55V184H57L56 186H59L58 184H59ZM250 182V181H249ZM248 182V183H249ZM32 183H33V181H32ZM61 183V182H60ZM62 184V183H61ZM60 184V185H61ZM37 185V184H36ZM36 185H34V186H36ZM48 185H46L47 187V189H48ZM39 187V186H38ZM37 186H36V188H38ZM45 187V186H44ZM259 187V186H258ZM50 188V189H51ZM254 188H256V187H254ZM2 189V188H1ZM61 189H64V188H59V190H61ZM244 189V188H243ZM246 189V188H245ZM250 189H252V187H250ZM257 189V188H256ZM52 190V189H51ZM248 190V189H247ZM246 191V190H245ZM264 191V190H263ZM227 192V191H226ZM225 192V193H226ZM228 193V192H227ZM230 193V192H229ZM261 193V192H260ZM68 194V193H67ZM233 194V193H232ZM3 195V194H2ZM1 194H0V196H2ZM225 195H227V194H225ZM236 195V194H235ZM240 195V194H239ZM244 195V194H243ZM234 196V195H233ZM238 196V195H237ZM14 197V196H13ZM228 197V196H227ZM230 197V196H229ZM241 197V196H240ZM243 197V196H242ZM242 197L241 198H239V199H242ZM245 197V196H244ZM11 198V197H10ZM261 198H262V196H261ZM14 198H12V200H13ZM16 199V198H15ZM248 199V198H247ZM1 198H0V220H5L6 218H10L11 219V217L13 218V216L15 215V216H17V217H19L20 216V209L21 208H19V210H18V206H19V202L18 203H14V202H10V201H12V200H10L9 202H10V204H11V206H9V205H6V202L4 203V201L2 200V202H1ZM13 201H15V200H13ZM233 201V200H232ZM237 201V200H236ZM9 202H7L8 204H9ZM230 203H231V201H230ZM242 203V202H241ZM243 204V203H242ZM18 210V211H17ZM226 210V209H225ZM15 211H16V213L18 212L19 214H16L15 213ZM229 211V210H228ZM41 216H44V215H42V213L40 214ZM46 215V214H45ZM14 216V217H15ZM22 217V215L19 217V218H21ZM19 218H17V220H20ZM41 217H39V219H40ZM11 220H14V219H11ZM15 221H16V217H15ZM232 232V231H231ZM240 236V235H239ZM258 236V235H257ZM259 237H260V234H259ZM258 238V237H257ZM237 242V241H236ZM242 242V241H241ZM0 243H1V241H0ZM0 245H2V244H0ZM187 245V244H186ZM221 245V244H220ZM241 245V244H240ZM243 245V244H242ZM248 245V244H247ZM0 248H3V247H1L0 246ZM1 250L2 249H0V255L2 254L1 253ZM5 250V249H4ZM3 251V250H2ZM4 252V251H3ZM193 252V251H192ZM41 253V254H40ZM39 253V258L38 259H41L42 260V263L44 264H49L50 263V261H51V263L50 264H64V260H63V256L61 257L60 256V254L58 255V256H60L61 257V259L59 260L58 258V260L59 261H56L55 259H52L53 258V255H51V253H48V251L47 252H40ZM2 257V256H1ZM56 256H55V254H54V258H55ZM65 257V256H64ZM4 259H5V257H4ZM194 259V258H193ZM55 260V261H54ZM200 260V259H199ZM190 261V260H189ZM198 261V260H197ZM17 262V261H16ZM34 262V261H33ZM192 262H194V260L192 261ZM2 263V262H1ZM5 263V262H4ZM19 263V262H18ZM41 263V264H42ZM66 264H67V262H65ZM3 264V263H2ZM33 264V263H32Z\"/></svg>",
  "mask_w": 264,
  "mask_h": 264
}]
</instances>
